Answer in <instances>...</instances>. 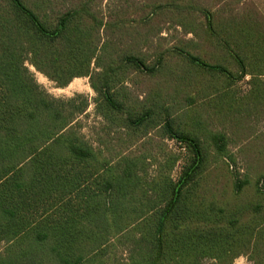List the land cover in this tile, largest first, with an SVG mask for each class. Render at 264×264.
Here are the masks:
<instances>
[{
  "label": "trees",
  "instance_id": "obj_1",
  "mask_svg": "<svg viewBox=\"0 0 264 264\" xmlns=\"http://www.w3.org/2000/svg\"><path fill=\"white\" fill-rule=\"evenodd\" d=\"M205 12L203 32L252 76L253 89L264 85L262 24ZM103 26L86 4L50 13L26 0H0V264H109L116 245L130 249L128 264H231L264 237V217L216 210L202 200L203 152L196 137L174 127L171 104L151 99L137 110L117 100L129 68L157 66V73L165 66L161 57L152 64L131 53L116 57L118 42H102ZM28 58L58 87L90 77L107 124L137 136L163 126L165 136L192 147L190 165L178 179L169 172L172 162L146 180L138 157L106 155L81 131L86 96L50 95L25 66ZM191 63L220 70L198 57Z\"/></svg>",
  "mask_w": 264,
  "mask_h": 264
},
{
  "label": "rangeland",
  "instance_id": "obj_2",
  "mask_svg": "<svg viewBox=\"0 0 264 264\" xmlns=\"http://www.w3.org/2000/svg\"><path fill=\"white\" fill-rule=\"evenodd\" d=\"M26 1L50 13L53 9L63 11L86 4L104 21L102 42L117 40L116 57L131 53L142 56L148 64L161 57L165 67L157 73L153 72L157 66L153 71L129 68L126 82L116 86L117 100L137 110L151 99L165 107L171 104L174 127L196 137L203 152L202 200L216 210H241L245 217L255 213L263 219L264 85L253 89L252 76L243 75L227 50L203 31L207 28L206 10L224 19L235 17L243 21L253 17L264 27V0ZM186 14L189 19L184 18ZM191 27L196 33L186 31ZM197 57L220 65V70L196 67L191 60ZM25 66L37 83L56 98L85 95L89 105L79 121L86 138L106 155L122 152L138 157L146 180L154 179L161 170L167 171L172 162L175 164L169 172L178 179L190 165L192 147L165 136L163 126L137 136L128 135L116 124H107L97 112L98 93L92 88L90 77H76L66 87H58L32 65L30 58ZM92 67L95 72L102 70L94 63ZM94 79L98 80L97 76ZM129 250L122 245L112 246L107 257L109 264H128ZM202 264L216 262L205 259ZM231 264H264V237Z\"/></svg>",
  "mask_w": 264,
  "mask_h": 264
}]
</instances>
